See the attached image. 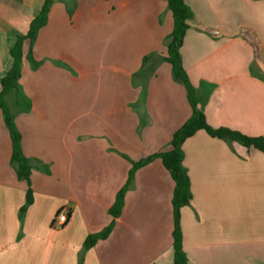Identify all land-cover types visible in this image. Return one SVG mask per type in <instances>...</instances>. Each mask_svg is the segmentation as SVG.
Returning <instances> with one entry per match:
<instances>
[{
	"label": "crops",
	"instance_id": "1",
	"mask_svg": "<svg viewBox=\"0 0 264 264\" xmlns=\"http://www.w3.org/2000/svg\"><path fill=\"white\" fill-rule=\"evenodd\" d=\"M180 56L211 128L264 140V0H185ZM44 0H0V79L10 48ZM172 17L163 0H52L18 91L6 97L29 160V184L11 164L0 110V264H172L173 181L160 159L191 109L161 62L145 87L144 56L166 55ZM1 90V86H0ZM191 194L180 209L187 264H264V152L199 130L182 144ZM28 187L32 203L20 215ZM70 213L60 229L52 222ZM110 228L87 250V236Z\"/></svg>",
	"mask_w": 264,
	"mask_h": 264
},
{
	"label": "trees",
	"instance_id": "2",
	"mask_svg": "<svg viewBox=\"0 0 264 264\" xmlns=\"http://www.w3.org/2000/svg\"><path fill=\"white\" fill-rule=\"evenodd\" d=\"M172 17V30L166 37V55L164 57L154 56L153 54L144 56L142 59V66L140 70L133 75L132 82L138 83L141 87H145L148 79L154 73L156 67L161 62H166L172 73V79L181 84L186 92V100L191 109V115L188 120L177 129L171 136L169 145L170 149L167 151L155 153L147 156L137 162L131 163V169L128 173L126 185L117 193L115 202L109 209L110 214L117 216L123 203V194L127 185L132 181L134 172L140 167L148 164L153 159H160L163 167L168 172L173 181V191L171 195L172 208V264H187V257L182 248V235L180 230L179 218L180 209L189 205L191 194L189 189V179L185 168L182 165L183 150L182 144L184 141L194 135L199 130H204L211 137H215L226 142H236L245 148H254L264 152V140L262 138H251L239 134L235 131H230L225 128H211L205 120L203 112L198 108V101L193 87L190 85L187 75L182 67L180 48L182 46L183 38L188 30V20L192 18L190 9L185 3V0H163ZM52 0H44L41 10L36 14L31 21L29 30L25 36L17 37L15 43L10 48L11 64L0 79V110L2 111L3 120L8 129L10 139L12 142L11 164L14 166L16 176L19 180H24L29 184L30 165L29 160L23 155L20 145V134L14 124V117L10 113L6 97L11 92L18 91V82L21 75V65L23 60L22 46L25 40H28L29 49L26 55L27 60L31 64L35 62L31 58V46L36 38V35L41 27L46 23V18ZM32 203V191L28 187L26 191L25 203L19 210L20 215L24 213L26 208ZM110 228L86 237L83 243V249L87 250L95 245L99 240L105 239L109 234ZM78 264H81L79 261Z\"/></svg>",
	"mask_w": 264,
	"mask_h": 264
},
{
	"label": "built area",
	"instance_id": "3",
	"mask_svg": "<svg viewBox=\"0 0 264 264\" xmlns=\"http://www.w3.org/2000/svg\"><path fill=\"white\" fill-rule=\"evenodd\" d=\"M69 213L70 210L68 206L61 207L52 222V226L57 229L62 228L67 223Z\"/></svg>",
	"mask_w": 264,
	"mask_h": 264
}]
</instances>
